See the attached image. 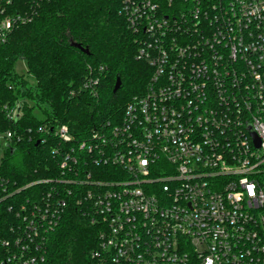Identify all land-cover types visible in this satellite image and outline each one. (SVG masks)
Listing matches in <instances>:
<instances>
[{"label":"built area","instance_id":"2783aa9c","mask_svg":"<svg viewBox=\"0 0 264 264\" xmlns=\"http://www.w3.org/2000/svg\"><path fill=\"white\" fill-rule=\"evenodd\" d=\"M17 1L0 0V44L52 0ZM120 4L144 92L86 140L40 129L46 177L0 174V264H45L70 206L94 264H264V0ZM88 69L96 96L104 68ZM20 140L0 131V165Z\"/></svg>","mask_w":264,"mask_h":264},{"label":"trees","instance_id":"16d2710c","mask_svg":"<svg viewBox=\"0 0 264 264\" xmlns=\"http://www.w3.org/2000/svg\"><path fill=\"white\" fill-rule=\"evenodd\" d=\"M25 1H17L19 8ZM120 8V0L45 2L30 23L0 44V131L21 137L12 150H3L2 176L20 184L46 177L52 155L49 145L40 143L48 138L40 129L67 125L75 140H86L106 122L118 120L126 104L142 94L150 68L135 59L136 44ZM19 59L27 63L33 84L16 73ZM101 67L93 96L82 84L88 68L97 72ZM118 78L121 87L113 93ZM6 110H14L12 119ZM96 245V229L70 206L50 238L45 264H94Z\"/></svg>","mask_w":264,"mask_h":264},{"label":"rangeland","instance_id":"374dc122","mask_svg":"<svg viewBox=\"0 0 264 264\" xmlns=\"http://www.w3.org/2000/svg\"><path fill=\"white\" fill-rule=\"evenodd\" d=\"M14 69H15V71H16V73L18 75L23 76L30 84H33V79H32V77L28 73L27 63L24 60H21V59L17 60L15 62V64H14ZM35 114H36V116H38L39 118H41L40 114H38L37 112H35Z\"/></svg>","mask_w":264,"mask_h":264},{"label":"water","instance_id":"95a60500","mask_svg":"<svg viewBox=\"0 0 264 264\" xmlns=\"http://www.w3.org/2000/svg\"><path fill=\"white\" fill-rule=\"evenodd\" d=\"M73 46H74L75 48H77V49L83 51V52L86 53V54L88 53V51H87L86 49L81 48L78 44H74ZM120 87H121V81H120V79L118 78V79L116 80V82H115V85H114V88H113V93H116V92L120 89ZM11 152H13V151H11Z\"/></svg>","mask_w":264,"mask_h":264},{"label":"clouds","instance_id":"9594fccd","mask_svg":"<svg viewBox=\"0 0 264 264\" xmlns=\"http://www.w3.org/2000/svg\"><path fill=\"white\" fill-rule=\"evenodd\" d=\"M249 195H253V186H249L248 188Z\"/></svg>","mask_w":264,"mask_h":264}]
</instances>
